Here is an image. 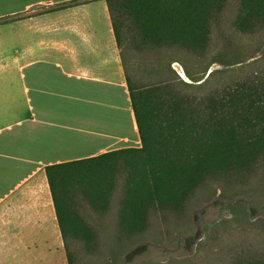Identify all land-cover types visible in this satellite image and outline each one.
<instances>
[{
  "label": "rangeland",
  "instance_id": "obj_1",
  "mask_svg": "<svg viewBox=\"0 0 264 264\" xmlns=\"http://www.w3.org/2000/svg\"><path fill=\"white\" fill-rule=\"evenodd\" d=\"M127 34L128 76L161 121L218 116L230 126L242 114L243 95L264 96V15L249 11L243 0H227L211 14L197 46L145 42L134 26ZM129 176L121 168L103 207L73 192L72 209L90 235L68 236L74 264H264V150L206 176L182 205L151 203L138 231L126 212ZM60 242L33 253L48 256V264H69Z\"/></svg>",
  "mask_w": 264,
  "mask_h": 264
},
{
  "label": "crops",
  "instance_id": "obj_2",
  "mask_svg": "<svg viewBox=\"0 0 264 264\" xmlns=\"http://www.w3.org/2000/svg\"><path fill=\"white\" fill-rule=\"evenodd\" d=\"M141 147L107 1L0 0V264L61 243L47 167Z\"/></svg>",
  "mask_w": 264,
  "mask_h": 264
},
{
  "label": "trees",
  "instance_id": "obj_3",
  "mask_svg": "<svg viewBox=\"0 0 264 264\" xmlns=\"http://www.w3.org/2000/svg\"><path fill=\"white\" fill-rule=\"evenodd\" d=\"M106 1L127 73L142 147L47 167L69 264H74L69 237H90L72 209L75 189L103 207L114 191L121 168L126 166L130 171L127 218L133 230L138 231L143 229L151 203L182 205L206 176L222 173L231 163L245 162L264 150V96L243 95L242 114L230 126L218 116H211L207 122L184 116L161 121L157 110L143 101L133 87L123 56L124 48L131 46L128 26L136 27L145 42L202 44L209 17L223 9L227 0ZM243 3L249 11L264 15V0Z\"/></svg>",
  "mask_w": 264,
  "mask_h": 264
},
{
  "label": "bare ground",
  "instance_id": "obj_4",
  "mask_svg": "<svg viewBox=\"0 0 264 264\" xmlns=\"http://www.w3.org/2000/svg\"><path fill=\"white\" fill-rule=\"evenodd\" d=\"M185 76V75H184Z\"/></svg>",
  "mask_w": 264,
  "mask_h": 264
}]
</instances>
